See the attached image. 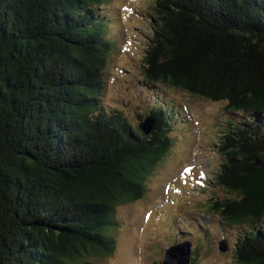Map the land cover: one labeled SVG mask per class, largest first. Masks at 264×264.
<instances>
[{
    "label": "trees",
    "instance_id": "16d2710c",
    "mask_svg": "<svg viewBox=\"0 0 264 264\" xmlns=\"http://www.w3.org/2000/svg\"><path fill=\"white\" fill-rule=\"evenodd\" d=\"M107 1L0 0V264H96L115 205L143 195L169 147L174 104L144 134L100 102ZM153 9L141 77L225 102L214 182L228 195L209 210L239 228L238 264H264V0Z\"/></svg>",
    "mask_w": 264,
    "mask_h": 264
},
{
    "label": "rangeland",
    "instance_id": "374dc122",
    "mask_svg": "<svg viewBox=\"0 0 264 264\" xmlns=\"http://www.w3.org/2000/svg\"><path fill=\"white\" fill-rule=\"evenodd\" d=\"M106 4L114 19L105 32L115 44L103 72L101 104L121 111L132 125L158 108L159 100L174 104L180 112L169 127L168 149L143 179V195L115 205V223L106 228L114 239L113 250L85 257L96 264H156L166 247L189 240L195 252L192 264H238L234 246L239 228L209 210L214 199L228 195L214 182L222 160L217 137L225 102L145 83L141 66L151 31L149 18L155 16L154 0ZM221 242L227 244L224 250L219 249Z\"/></svg>",
    "mask_w": 264,
    "mask_h": 264
},
{
    "label": "water",
    "instance_id": "95a60500",
    "mask_svg": "<svg viewBox=\"0 0 264 264\" xmlns=\"http://www.w3.org/2000/svg\"><path fill=\"white\" fill-rule=\"evenodd\" d=\"M154 118L147 115L139 122V128L144 134H149L153 128ZM227 247L225 242L219 244V249L224 250ZM191 242L185 240L175 243L165 248L161 264H190Z\"/></svg>",
    "mask_w": 264,
    "mask_h": 264
},
{
    "label": "snow or ice",
    "instance_id": "6c2138e0",
    "mask_svg": "<svg viewBox=\"0 0 264 264\" xmlns=\"http://www.w3.org/2000/svg\"><path fill=\"white\" fill-rule=\"evenodd\" d=\"M187 171V170H186Z\"/></svg>",
    "mask_w": 264,
    "mask_h": 264
}]
</instances>
